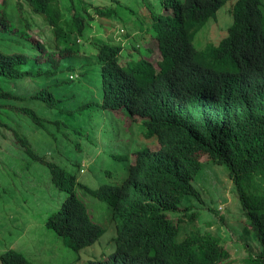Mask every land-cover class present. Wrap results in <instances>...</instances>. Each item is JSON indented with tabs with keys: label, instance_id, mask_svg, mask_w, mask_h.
<instances>
[{
	"label": "trees",
	"instance_id": "obj_1",
	"mask_svg": "<svg viewBox=\"0 0 264 264\" xmlns=\"http://www.w3.org/2000/svg\"><path fill=\"white\" fill-rule=\"evenodd\" d=\"M139 1L145 4L146 14L137 16L136 21H132L131 25L140 31V37L149 34L147 30L154 29L155 35L159 36L160 34L163 45H166L171 38L181 35L185 36L183 41L189 44L200 24L199 20L206 17L208 13L212 14L215 7L212 5L205 8V0H202L203 8L195 4L198 0H157L161 7V12L157 13L150 3H146L147 0ZM6 2L8 1L4 0L0 4V25L7 24L8 20L19 22L23 4H14L11 9L8 7L10 3L6 4ZM25 2L31 3L30 14L32 16L28 15L31 19L33 16L44 15L43 12L58 11L51 0H25L24 4ZM167 10H169L170 16H165ZM236 10L244 19L239 20L232 30L229 29L228 37L224 40L225 42L220 44L222 51L227 46L236 45V42L232 40V35L239 38L246 35L248 39V34H250L254 39L259 23L261 22V25L264 23V10H259V0H239ZM116 14L118 22L121 23L120 12ZM131 14L133 15V12ZM94 25L93 22H88L83 12H80L66 23L65 31L64 29L53 30V36L45 45L35 43L31 46L28 44L20 49L23 54L0 50V80L6 81L37 75L32 74L25 67L27 66V57L24 53H31L33 48L40 52V56L36 60L38 64H50L53 68L57 67L54 55L46 51L45 47L56 52L76 53L81 47L78 41H86L87 35L95 32ZM145 26L148 28L147 30ZM128 36L129 34H126V37ZM102 47L107 46L103 45ZM103 51L105 52V50L102 49L100 58L111 65L113 62ZM109 65L103 63V69L106 71ZM181 65L190 67L189 60L184 58ZM121 72L123 80L130 82L128 71L121 69ZM40 74L41 72L38 71V75ZM43 74L51 75L52 69ZM132 77L135 84L145 80L147 77L145 69L137 65ZM211 84L208 93L209 101L215 106L220 105L226 109L234 107L232 111L236 115H230L223 109L216 114L213 122L206 123L205 128L195 124L183 125L181 123L171 136L165 138L166 142L175 146L176 149L173 152V160L170 158L169 163L162 161L156 163L144 150L138 153L136 165L130 168V176L121 187L103 186L98 190L83 188L100 201H105L107 195L115 198L123 192L128 197L134 190L137 195L141 192L142 201L130 200V204L126 208L123 206L127 211V216L124 218L122 229L118 232L121 241L112 264H230L232 262L233 259H230V255L234 258L233 253L226 248L220 237L212 233L196 234L178 241V222L171 221L165 213L176 210L180 196L199 197L190 182L193 173L200 168L195 156V152L198 150L205 152L211 162L223 163L228 168L235 182L237 199L261 247L257 256L248 258L242 264H264V122H260L257 115L249 118H242V114L238 115L243 111V103L230 99L232 93L227 89L230 84L225 77L211 75ZM136 86L132 87L133 92ZM38 96L39 98L35 96V99L45 107L42 110V115L62 113L69 114L68 117L71 118L79 109L78 102L74 101L72 109L67 110L68 108L63 103L64 99L62 97L55 99L51 93L46 92L45 88L39 90ZM15 98L17 97L6 93L0 87V101ZM107 100L104 99V103ZM87 101L88 107L95 105L94 102ZM68 106L70 105L68 104ZM119 106L111 100V109H117ZM103 108L108 109V106L104 104ZM10 115H14L16 118L23 115L25 121L31 126H28L29 129L33 132L46 133L51 126H54L58 132H61L62 128L70 130L69 124L63 125L65 123L63 120L45 119L42 115L29 109L4 103H0V128L8 130ZM200 122L204 125L202 121ZM11 131L14 143L23 150L26 157L29 158L28 160L47 168L50 185L68 195L58 212L49 219V228L56 231L57 227L77 239L87 238L91 225L85 207L75 193V180H69L68 171L58 164L45 161L43 157L38 156L32 148V145L37 144L38 141L33 140L32 136H22L17 130ZM80 150L81 148L78 149V151ZM1 154L2 148L0 147ZM25 167L27 168L28 164ZM147 174L145 182L140 184ZM6 175L9 186L13 187L14 172H7ZM257 175L261 180V192L257 191L253 183ZM152 191L161 198L156 201L152 197ZM144 196L148 198L143 200ZM139 213L145 214L139 215ZM194 219L193 215L188 217L192 223H194ZM233 246L236 248L235 245ZM0 257L1 264H30L21 254L14 253V251L7 252Z\"/></svg>",
	"mask_w": 264,
	"mask_h": 264
},
{
	"label": "clouds",
	"instance_id": "obj_2",
	"mask_svg": "<svg viewBox=\"0 0 264 264\" xmlns=\"http://www.w3.org/2000/svg\"><path fill=\"white\" fill-rule=\"evenodd\" d=\"M3 1L4 0H0V4H2ZM7 1L6 4L10 3L8 7L11 9H13L12 5L14 4H23V11L21 12V19L19 22L8 20V25H0V44L3 47H0V50L23 54L20 49L26 47L28 44L31 46L35 43L45 45L50 40L51 36H53V30H63L66 23L70 22V20L80 12L84 13L88 22H93V24H95L93 26L95 32L88 34L86 41H78L81 47L76 53L56 52L45 47L46 51L51 52L57 61V67L55 68L50 64H38L36 60L40 56V52L35 48H33L31 53H24L27 57V66H25L27 70L35 71L38 65L45 66L44 71L41 68L36 70L37 75L38 71L41 72V74L38 75L40 80L36 82H41L44 79L52 80L47 87L39 86L37 89L33 90V93L26 97L25 100L31 102L33 105H40L45 108L39 100L35 99V96L39 98V90L45 88L46 92L51 93L55 99L62 97L66 107H68V104L73 107V102L77 101L79 109L76 110L77 112L71 118L68 117L69 114L64 115L63 121L65 123L63 125H72L74 116L82 115L87 126L79 130L77 135L79 138L85 140L87 148L95 152H100L104 148L102 145L104 144V140L102 139L101 129L92 124L94 116L99 113H109L120 120V132L123 133L126 138H129L128 143L132 140L133 144L136 146L135 150L127 146L128 152L126 159L121 157L114 158L116 161L124 163L126 166V177L117 185H101L98 188H92L79 182L78 177L80 174L85 173L87 168L85 160L73 164L70 167L67 165H59L65 170L70 168L68 172L69 180H75V193L83 203L88 216L87 218L91 225L88 237L77 239L57 227L56 231L55 229L49 228V219L58 211L54 213L46 223L47 229L52 231L61 244L74 255V262L80 259L81 253L97 245H101V240L106 232L104 225L94 222L89 204L86 198L81 194L87 196V199H93L106 204L109 211V224L113 227V236L109 241L113 251L95 264H112L121 241V236L118 232L122 229L124 218L127 216V211L123 206L126 208L130 204V200H134V202L142 201L141 192L137 195L135 190L130 193L128 197L121 192L115 198L107 195L105 201H100L91 194H88L83 188L87 187L89 190H98L103 186L121 187L130 176V168L136 165L135 161H137L138 153L144 150L150 154L151 158L154 159L156 163L160 161L169 163L170 158L173 160V152L176 149L175 146L169 145L165 138L171 136L181 123L183 125L195 124L200 127L204 126L205 128L206 123L213 122L216 114L223 109L230 115H236L232 111L234 107L226 109L220 105L215 106L209 101L210 97H208V93L212 85L211 75L225 77L230 84V87L227 88L232 93L230 99L238 103H243V111L238 115L242 114V118H249L253 115H257L259 116V121L264 122V23L262 25L261 22L259 23L258 32L254 39L250 34H248V39L246 35L240 38L232 35V40L236 42V45L231 47L227 46L223 51L220 49V44L225 42L224 40L229 35V29L231 28L232 30L239 20L244 19L236 10L239 0H205V8H209L212 5L215 6L213 13H208L206 17L199 20L200 24L197 27V31H195L190 39L189 44L183 41L185 36L181 35L171 38L166 45H163L160 40V34L159 36L158 34L155 35L154 29L147 30L148 28L145 26L149 34L140 37L141 35L138 29H131L130 32L124 34L125 40L129 38V41L127 43L124 42L123 46L121 42L113 41L112 37L104 41L101 40L103 37H101L99 33L105 30L101 23L92 16V13L95 12L100 18L112 21L113 27L117 26L118 18L116 13L119 12L122 6L120 0H111L113 1L112 4L107 0H100L102 4L94 2L95 0H51L53 5H56L58 11L50 13L43 12L44 15H39V17L33 16V19L28 17V15L32 16V14H30V2L28 4L25 2V5V0ZM146 3L149 4V2ZM195 4L203 8L202 0H198ZM226 4L229 5L231 24L226 31H222L218 25V12ZM262 9L264 10V0H259V10ZM89 11H91V13H89ZM142 15H144V13ZM166 15L170 16L169 10L165 13V16ZM112 16L113 18L111 19ZM209 19H216V25L209 26L198 34L197 32L202 29ZM21 20L25 21L23 22ZM48 29L51 30V35L47 38L42 37V40H37L32 37L34 32L39 35L45 33ZM120 29L125 30L124 27H119L118 30ZM135 31L139 33V39L132 38L131 33ZM126 34H129V36L126 37ZM146 36L153 38L157 43L160 58L158 57L156 61H153L151 57H149L152 54V50L148 47L140 46L137 42V40H145ZM197 40L200 43L198 45H196ZM97 42L98 44H96ZM103 45L107 47H102ZM146 45H148V42ZM129 46L133 53L130 55L131 59L121 65L122 53L125 49H128ZM102 49L105 50L103 53L113 62L111 65L100 58ZM184 58L189 60L190 67L181 65ZM103 63L109 65L106 71L103 69ZM137 65L145 69V75H147V77L140 83L135 84L132 75H134ZM49 69H52L51 75L46 76L43 74ZM121 69L128 71L127 74L130 82L123 80ZM26 78L28 77L10 79L6 80V82L23 81ZM134 85L137 86L133 92L132 87H134ZM5 92L15 96L8 91ZM104 99L108 100L104 103ZM87 100L94 102L95 105L93 107H88L89 103ZM111 100L115 101L120 106L117 109H111ZM0 103H2V101H0ZM104 104L108 106V109L103 108ZM72 107L66 109L71 110ZM117 114L123 115L125 119H128L130 122L133 121L143 125L145 132L144 136L139 135V139H141L140 142H136L133 139L132 124L127 127L123 118L117 117ZM136 119H138V121H135ZM200 121H202L204 125ZM53 129H55L54 126ZM61 130L70 131L65 128ZM154 144H156V146L152 148ZM195 153L200 166V161H210L205 152L198 150ZM131 156H133L132 160ZM201 157L203 158L202 160ZM64 160L66 161V157ZM219 164L226 167L223 163ZM226 169L228 170L227 167ZM228 175L235 189V182L229 170ZM147 176L148 174L140 184L145 182ZM190 182H192V180ZM253 183L257 191L261 192V180L259 175L256 176ZM78 191H80L81 194H79ZM64 194L66 196L60 208L68 197L65 192ZM152 197L156 201L158 198H161L154 191H152ZM147 198L148 197L144 196L143 200ZM113 203L115 204L114 206ZM177 208L176 206V210ZM176 210L174 212L168 211L165 213L166 215L168 213L174 215L176 219H180L182 215L186 218L190 216L183 212H176ZM144 214L145 213H139V215ZM214 218L216 221H219V219L224 220L223 217L215 214ZM188 221L193 224L192 221ZM190 225L185 223L183 226L179 227L177 235L178 241L192 236L193 230ZM211 233L213 234V231H211ZM182 236L183 238L181 239ZM10 251L21 254L30 264H34V262L27 259L21 252L13 248H9L2 252L0 256Z\"/></svg>",
	"mask_w": 264,
	"mask_h": 264
},
{
	"label": "rangeland",
	"instance_id": "obj_3",
	"mask_svg": "<svg viewBox=\"0 0 264 264\" xmlns=\"http://www.w3.org/2000/svg\"><path fill=\"white\" fill-rule=\"evenodd\" d=\"M107 1L110 4L113 3L111 0ZM120 1L122 6L119 12L122 22H118L117 19V26L113 27L112 21L100 18L95 12L92 13V16L101 23L105 30L99 33L103 37L101 40L104 41L112 37L113 41H119L123 46L124 42L129 41V38L125 40L124 34L130 32L131 29H137L131 25V22H135L140 13L146 14V11L145 4L142 5L139 0ZM94 2L101 3L100 0ZM146 2H149L157 13L161 12L157 0H147ZM131 12H133V15ZM216 23V19H209L197 33L200 34L203 29L215 26ZM230 24L229 5L226 4L218 12V25L222 31H226ZM119 27H124L125 30H118ZM50 35L51 30L48 29L45 33L39 35L34 32L32 37L42 40V37L47 38ZM131 35L133 39H139L138 32L135 31ZM137 42L140 46L152 50L149 57L153 61H156L158 57L160 58L157 43L153 38L146 36L145 40H137ZM147 42L148 45H146ZM198 44L200 43L197 40L196 45ZM0 47L3 48L1 44ZM132 54L129 46L122 53L120 64L123 65L129 61ZM38 68L45 70L43 65H38ZM36 70L31 71V73L36 74ZM37 80H40L37 75L17 82L0 80L2 89L17 96L15 99L2 101V103L29 109L42 115L44 109L42 106L33 105L25 99L39 86L47 87L52 80L44 79L41 82H36ZM71 107L68 106L67 108ZM42 116L50 120H54V118L64 119L62 113ZM116 116L123 118L127 127L132 124L133 139L140 142L139 135L144 136L145 132L143 125L133 121L130 122L121 114ZM135 121H138V119ZM92 124L99 127L102 132V139L104 140L102 145L104 148L100 152L87 148L85 140L77 135L79 130L87 126L82 115L74 116L70 131L58 132L51 126L46 133L33 132L29 129L30 124L25 121L23 115H20L19 118L10 115L7 126L9 131L0 128V147L2 148V154L0 155V178H2L0 179V254L9 248H13L21 252L34 264H95L111 254L113 248L109 241L113 236V227L109 224L108 208L102 202L87 199V196L81 194L80 191L78 193L86 198L89 204L94 222L105 226L106 232L101 240V245L81 253L80 259L74 262V255L61 244L52 231L47 229L48 219L58 211L66 195L50 185L48 172L44 166L28 160L29 158L26 157L23 150L14 143L11 131L17 130L22 136H32L33 140L38 141L37 144L32 145V148L45 161L70 167L85 160L87 168L85 173L80 174L78 181L89 187L98 188L101 185L120 184L126 177V166L114 158L126 159L127 146L132 150H135L136 146L132 140L128 143L129 138H126L120 132L121 121L111 114H96ZM155 146L156 144L152 148ZM79 148H81L80 151H78ZM65 157L66 161L64 160ZM132 159L133 156H131ZM200 163L201 166L198 171L193 173L191 182L199 193V197L180 196L176 210V212L194 215V223L191 224L188 218L183 215L180 219H176L174 215L168 213L167 217L173 222H178L179 227L185 223L187 225L191 224L193 230L191 235L210 234L213 231V234L220 237L226 248L233 253L234 258L230 255V259H233L230 264H242L248 258L257 256L261 251V247L249 228L247 218L236 197L234 185L226 167L210 161H200ZM26 164H28L27 168L25 167ZM67 171L69 172L70 168ZM7 172H14L13 187L8 184ZM214 214L223 217L224 220L219 219V221H216Z\"/></svg>",
	"mask_w": 264,
	"mask_h": 264
}]
</instances>
